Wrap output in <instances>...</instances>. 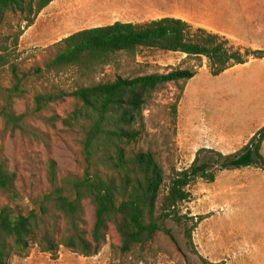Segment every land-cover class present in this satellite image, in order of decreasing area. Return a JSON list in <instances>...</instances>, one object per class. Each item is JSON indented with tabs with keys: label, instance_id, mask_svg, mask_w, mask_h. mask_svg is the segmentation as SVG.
<instances>
[{
	"label": "rangeland",
	"instance_id": "rangeland-1",
	"mask_svg": "<svg viewBox=\"0 0 264 264\" xmlns=\"http://www.w3.org/2000/svg\"><path fill=\"white\" fill-rule=\"evenodd\" d=\"M243 8L241 0H54L24 31L17 49L11 51L8 64L0 70V88L10 86V64L17 65L20 73L30 74L26 98L14 103L15 112L21 114L32 107L36 93L70 92L119 77L130 79L178 69L194 70V78L184 85L178 82L159 87L147 100L143 112L145 133L135 149L155 155L165 174V186L172 170L187 169L197 151L234 153L264 126V59L213 77L205 58L141 50L134 57L118 54L110 64L85 74L75 68L59 74L43 71L39 77L32 73L53 59L56 43L84 29L115 22L142 23L174 17L194 27H204L210 33L220 30L246 34V29L252 26L246 23L248 12ZM22 27L19 20L10 19L0 30V39ZM225 38L236 49L257 50L253 46L257 45L264 51V38ZM177 100L173 121L170 110ZM73 107V99L66 98L51 104L42 115L64 119ZM29 124L42 134V141L19 133L2 138L0 120L1 154L16 174L19 194V199L10 206L23 213L31 210L34 201L48 192L45 173L48 158L56 162L60 178L68 173L82 174L80 136L75 130L63 127L60 121L51 127L36 120ZM261 154L264 158V141ZM209 156L205 153L201 158ZM188 191L190 199L178 207V212L192 218L186 222L187 227L197 223L191 235L192 246L187 243L185 225L166 220L149 244L127 255L117 251L119 238L113 227H109L105 245L94 257L86 258L63 247L52 257L32 246L26 256H10L7 263L202 264L200 258H203L208 264H264L263 169L247 167L218 172L213 182L196 179ZM83 207L84 227L89 230L93 209L88 201Z\"/></svg>",
	"mask_w": 264,
	"mask_h": 264
},
{
	"label": "trees",
	"instance_id": "trees-1",
	"mask_svg": "<svg viewBox=\"0 0 264 264\" xmlns=\"http://www.w3.org/2000/svg\"><path fill=\"white\" fill-rule=\"evenodd\" d=\"M53 1L0 0V30L12 18L23 24L22 29L0 39V70L8 64L11 51L17 49L24 31ZM54 47L53 59L43 69L35 68L32 73L35 77L43 71L59 74L69 68L84 74L94 72L110 64L118 54L134 57L141 50L205 58L213 77L250 59H264L262 50L236 49L225 37L173 17L84 29ZM9 70L10 86L0 88L1 137L19 133L42 141V134L29 122L41 121L51 127L60 121L63 127L75 130L80 136L82 174L68 173L60 178L56 162L48 158L45 162L48 192L34 201L31 210L23 213L10 206L19 199L17 177L8 168L0 147V264H8L10 256H26L32 246L52 257L61 247L86 258L94 257L105 245L109 227L118 235L117 251L127 255L149 244L166 220L184 224L187 243L192 246L191 235L197 223L187 227L186 222L192 218L178 212V207L190 199L189 186L198 178L213 182L216 173L222 171L247 167L264 170L261 154L264 126L234 153L197 151L187 169L172 170L165 186V174L155 155L135 149L145 133L143 112L147 100L165 84L182 82L184 85L194 78V70L178 69L130 79L119 77L70 92L36 93L32 107L21 114L15 112L14 103L26 98L30 74L20 73L15 64H10ZM66 98L74 101L73 110L66 118L42 115L51 104ZM177 103L178 100L170 110L173 121ZM205 153L211 156L201 158ZM86 201L93 209L89 230L84 227L83 203ZM200 261L208 264L203 258Z\"/></svg>",
	"mask_w": 264,
	"mask_h": 264
},
{
	"label": "crops",
	"instance_id": "crops-1",
	"mask_svg": "<svg viewBox=\"0 0 264 264\" xmlns=\"http://www.w3.org/2000/svg\"><path fill=\"white\" fill-rule=\"evenodd\" d=\"M241 5L244 6L243 8L244 11L248 12V15L245 21L246 23H250L252 28L246 29V34H238V33H234L231 31H220L218 29H217L218 31L214 32V34H218L223 37L264 38V0H241ZM177 19H180V18H177ZM153 20H157V19H153ZM205 27H210V26L206 25ZM211 28H214V27L211 26ZM248 42L249 44L252 43L251 41H248ZM253 46L255 47V49L261 50L259 49L257 45H253ZM252 61L253 60L250 59L248 63L244 65H239V66H246ZM235 67H238V66H235Z\"/></svg>",
	"mask_w": 264,
	"mask_h": 264
}]
</instances>
